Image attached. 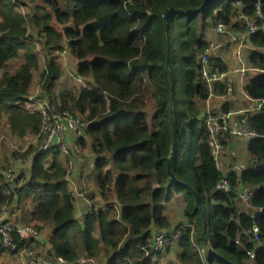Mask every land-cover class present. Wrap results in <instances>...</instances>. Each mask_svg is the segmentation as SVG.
I'll return each instance as SVG.
<instances>
[{
  "label": "trees",
  "instance_id": "trees-1",
  "mask_svg": "<svg viewBox=\"0 0 264 264\" xmlns=\"http://www.w3.org/2000/svg\"><path fill=\"white\" fill-rule=\"evenodd\" d=\"M203 1L0 0V69L5 68L0 76V116L7 114L9 129L20 135L36 133L39 128V114L26 106L39 55L32 36H27L29 25L49 50L67 52L75 61L74 75L84 82L61 93L57 101L50 92L62 69L54 57L48 58L41 75L46 96L86 122L78 143H89L95 155L94 182L104 202L102 208L86 211L82 222L75 218L73 193L54 151L37 152L22 185L23 176H16L15 198L4 196L5 178L0 173V206L14 199L29 201L31 207L23 212L21 223L49 229V248L39 255L61 256L67 264H82L83 257L96 258L98 264H156L152 260L156 253L150 247L152 228L168 227L163 202L174 191H183L188 223L178 226L182 230L178 241L183 249L181 259L203 264L192 251L190 228L198 225L197 238L202 241L201 214L194 195L169 179V156L174 176L197 192L205 209L206 237L210 234L212 249L209 263L245 264L247 252L253 251L254 264H264V104L258 112L241 116L255 136L247 144L253 161L242 170L238 183L250 188L249 203L256 211L239 212L234 192L213 190L222 174L195 103L196 98L208 96L197 75L195 54L206 46L205 31L217 23L230 24L237 5L244 15L253 17L259 7L258 29L248 38L254 47L248 51V61L264 70V0H209L200 11L185 12ZM169 8L184 11L167 18L168 73L162 15ZM53 22L62 27L61 32ZM18 55L22 62L10 73L8 61ZM213 67L226 69L218 58ZM244 90L249 97L264 100V73L249 78ZM215 91L224 94L223 84L215 85ZM149 102L154 108L150 122L144 111ZM219 142L223 144L221 138ZM48 153L53 156L46 165L43 160ZM227 177L236 185L234 173ZM254 223L259 229L256 243L248 232ZM15 243L18 248L26 245L17 238ZM4 252L15 255L0 245V253Z\"/></svg>",
  "mask_w": 264,
  "mask_h": 264
},
{
  "label": "crops",
  "instance_id": "crops-1",
  "mask_svg": "<svg viewBox=\"0 0 264 264\" xmlns=\"http://www.w3.org/2000/svg\"><path fill=\"white\" fill-rule=\"evenodd\" d=\"M58 30V29H57ZM59 31V30H58ZM238 26L234 27V32H238ZM60 32V31H59ZM217 36L213 33V27L208 28L205 31V40H214ZM65 46V45H64ZM232 47V44H231ZM254 49L249 40L247 41L246 49H245V59L246 65H250L247 60V50ZM264 51V49H263ZM63 52V53H62ZM42 54H45L46 60H43V65L40 64L39 59H37V66L32 70V81L28 88V95L26 96H38L43 97L46 96L43 92L41 86V75L45 71V66L49 57H54L56 64L60 66L62 69L61 77L55 81V83L51 87V92L53 98L55 97L58 101V96L64 91L72 88L78 87V85H83V80L80 78H76L73 83L68 79V73L66 70H70L68 67L70 63L65 64L66 60L71 61V65L75 68V61L70 59L67 56V52L63 49L62 51H55L53 54L50 53L49 49H45ZM59 55L62 56V60L59 59ZM42 56V55H38ZM214 59H220L225 66L226 78L223 82H218L221 86L227 82H230L234 87V91L232 93L224 94L215 91L212 95H209L203 99H195V103L197 105V109L199 115L201 117H205L207 113H226L231 112V116L229 117L228 123L230 125L235 124L236 122L241 121V114H235L236 110L243 109L245 113H256L258 112L256 109L258 101L246 95L244 91V86L247 78H251L256 75V71L249 70L247 72V76L244 78L241 77V74L238 72V69L241 67V64L237 62V60L233 56V47L230 46L228 48H224L223 50H219ZM39 58V57H38ZM213 59V60H214ZM15 60V62L13 61ZM22 62L21 55H18L16 58H12L8 61L9 67L7 68L10 73L16 69L20 63ZM42 65V66H41ZM11 66V67H10ZM68 68V69H67ZM5 71L4 69H0V76ZM38 78V80H37ZM48 100L57 104L56 100L51 99L46 96ZM59 106V104H57ZM26 106L35 111L34 103L26 102ZM244 113V114H245ZM1 121L3 120L4 129L0 130V173L2 168L5 165H10L15 173V176H23L21 178L19 184H23L25 178L30 176V168L32 159L29 156V152L24 154L29 148L32 149L33 146V138L35 133L26 132L23 135L18 134L16 131H11L7 124V114H3L0 116ZM11 138V139H10ZM65 138L68 141L72 140V136L70 134H66ZM223 144L219 142L218 153L214 155L216 166L222 175H228L230 173H234L236 176V182H239L240 174L242 170H244L247 166H249L253 161V156L249 153L247 149L248 141L236 138L230 134H225L220 137ZM220 140V139H219ZM11 147H13L11 149ZM20 148V150H19ZM18 150V152H15ZM56 153V152H55ZM57 158L60 161L62 167L64 168L63 161L59 154H57ZM17 156V157H16ZM52 154L48 153V156L43 160L46 165H48L52 161ZM94 153L90 148L89 143L85 146H81V150L79 152V156L76 158V172L74 174L75 178V189L76 193L73 192V186L68 184L69 189L73 192L74 197V216L77 220L82 222L84 215L86 213L85 205L82 201L80 193H84L88 195L93 205L100 209L103 207L104 202L100 198V191L98 187L95 185L94 175H93V166H94ZM17 158L22 159L21 162L17 161ZM242 184V183H240ZM245 185V184H244ZM237 208L239 212H249L256 211V208L249 205L246 206L240 202H236ZM31 205L29 201L20 202V200H13L11 203L3 204L0 206V217L7 218L9 220L20 221L22 218V214L28 208L30 209ZM186 195L183 191H174L170 198L163 202V215L169 221V225L167 228H163L165 230H171L175 227L183 224L187 225V217H186ZM205 210V209H204ZM21 222V221H20ZM40 226V233L37 236V240L34 245V250L38 253H44L49 248V229L42 224H38ZM192 230L191 234V242L193 246V253L196 254L199 258V250L202 248L201 241L196 239L195 232L199 231V227L197 228L196 224L190 225ZM162 229V228H161ZM158 227H153L152 232L153 235L159 231ZM153 237V236H152ZM210 234L206 237V241L204 244H209ZM183 249L179 246V242L169 243L161 252H158L154 255L152 260L156 262V264H187L185 261L181 259V253ZM209 252L206 253V256H209ZM209 258V257H208ZM201 259V258H200ZM97 259H87L83 257L80 261L82 264H98ZM99 263L101 260H98ZM245 264H254L253 258L249 257L247 259H243ZM22 259L16 255H10L6 252L0 253V264H21ZM213 264V263H212ZM237 264V263H230Z\"/></svg>",
  "mask_w": 264,
  "mask_h": 264
},
{
  "label": "built area",
  "instance_id": "built-area-1",
  "mask_svg": "<svg viewBox=\"0 0 264 264\" xmlns=\"http://www.w3.org/2000/svg\"><path fill=\"white\" fill-rule=\"evenodd\" d=\"M21 11L23 14L25 13L23 7L21 8ZM257 18H261L259 7H256V17H253L244 15L240 10V6L237 5L235 14L231 17L230 24L217 23L213 27V33L217 38L214 40H207L205 48L196 52L195 62L197 64V75L206 87L209 95H212L215 92V84L223 82L226 78L225 71H219L217 68L213 67L214 56L219 50L226 48V45H229L231 49L233 47V56L237 62L241 64L238 72L241 74L242 78L247 76L249 70L256 71V75L264 73V70L255 68L251 65L248 66L245 62V49L249 35L258 29ZM234 24L235 26H238V32H234L235 26L232 27ZM248 51L249 50H247V60ZM248 79L249 78H247L246 81ZM223 87L226 94L234 91V87L230 82L225 83ZM27 101L34 103L35 109L40 116L39 128L34 135L33 146L29 153L30 158L32 159L37 152L54 151L59 154L64 164L65 179L69 185L73 186V192L76 193L74 187V174L76 172L75 164L76 158L79 156L81 150L78 139L83 136L85 132L86 122L81 116L69 110L59 108L57 104L51 102L45 97L29 96L27 97ZM256 101H258L256 109L259 111L264 104V100L256 99ZM244 113L243 109L235 111V114L242 115ZM230 116L231 112H209L203 119L205 128L209 134V140L214 155L218 153L220 137L225 134H230L245 141H249L255 136L254 132L243 120L230 125L228 123ZM66 134L72 136L71 141H68L65 138ZM17 161L21 162L22 159L17 158ZM1 174L5 178L4 196L15 198L16 189L19 184L16 181L13 168L8 165L6 168L2 169ZM213 190L224 193L234 192L236 202H240L246 206L250 205V188L247 185L240 183H236V185L231 184L227 175H222L215 184ZM80 196L85 205L86 211L90 212L94 207L91 198L84 193H80ZM248 232L251 241L256 243L259 239L258 226L254 223ZM39 233L40 226L38 224H24L17 220L14 221L0 217V245L9 252L15 251V255L22 259L21 264H67L66 259L61 256L48 258L44 255L37 254L34 250V245ZM181 236L182 230L178 226L168 231L160 229L151 239V251L154 253L161 252L169 243L178 242ZM15 238L24 241L26 245L18 248L15 243ZM211 251L212 249L209 244L200 248L199 255L203 264H210L206 253ZM247 254L249 257L253 258V251H248Z\"/></svg>",
  "mask_w": 264,
  "mask_h": 264
},
{
  "label": "water",
  "instance_id": "water-1",
  "mask_svg": "<svg viewBox=\"0 0 264 264\" xmlns=\"http://www.w3.org/2000/svg\"><path fill=\"white\" fill-rule=\"evenodd\" d=\"M209 0H204L203 3L198 7V8H194V9H189V10H185V12H189V13H192V12H196V11H200L202 10L206 3L208 2ZM180 11H184L182 9H173V8H169V9H165L164 12H163V28H164V53H165V68H166V71L169 73V66H168V55H167V31H166V27H167V18L168 16L173 13V12H180ZM79 77V76H78ZM168 106H169V111H170V115H171V118H173V107H172V98H171V89H169V101H168ZM172 123H173V120H172ZM172 123H171V129H172ZM171 137H172V134H171ZM171 141H172V138H171ZM167 174L169 176V179L172 180L173 182L175 183H178L180 185H182L183 187H185L187 190H189L193 195H194V199H195V202L197 204V207L200 211V214H201V234H202V237H203V240L206 241V231H205V219H204V210H203V207H202V204H201V200L197 194V192L187 183L177 179L173 172L171 171L170 169V157L168 156L167 157ZM213 254H215V252H213Z\"/></svg>",
  "mask_w": 264,
  "mask_h": 264
},
{
  "label": "rangeland",
  "instance_id": "rangeland-1",
  "mask_svg": "<svg viewBox=\"0 0 264 264\" xmlns=\"http://www.w3.org/2000/svg\"><path fill=\"white\" fill-rule=\"evenodd\" d=\"M33 6H34V4H33ZM33 6H29V8H30V10H32V8H33ZM24 8V7H23ZM24 10H25V14H26V11H27V9L26 8H24ZM53 26L56 28V29H58L60 32H61V29H62V27L61 26H59L58 24H56L55 22H53ZM28 27H29V30L27 31V36L28 37H30V36H32V39L34 40V43H35V45H36V49H37V52L39 53V55H42V56H38L39 58V62H40V64H42L43 65V60H46L45 59V57H46V55L45 54H42L43 53V51L45 50V49H47V47L46 46H44L43 45V38L37 33V31L35 30V28H31L29 25H28ZM226 48H228L229 47V45H226L225 46ZM224 48H222L221 50H223ZM50 51V53H52L51 55H54L53 53L55 52V51H51V50H49ZM60 52V51H59ZM63 53V52H62ZM59 59L60 60H62V56L61 55H59ZM14 62H15V60H13ZM70 63V65H69V69L71 70V71H68V70H66V72L68 73V75H67V77H68V79L69 80H71L73 83L75 82V80H76V76L74 75V67L71 65V61H69V60H66V62H65V64H69ZM41 65V66H42ZM11 67V66H10ZM67 68V69H68ZM70 73V74H69ZM37 80H38V78H37ZM179 86V81L177 80L176 81V83H175V87L177 88ZM41 87V86H40ZM177 93H180L179 92V89H177ZM46 95V94H45ZM43 97H46V96H43ZM144 111H145V113H146V115H147V120L150 122L151 121V119H152V115H153V112H154V108H153V104H152V102H149V103H147V105H146V107L144 108ZM7 122V121H6ZM3 120L1 121V119H0V130L1 129H4V126H3ZM11 139V138H10ZM13 147H11V149H12ZM19 150H20V148H19ZM15 152H18V150H15ZM8 165H5L2 169H4V168H6ZM15 174V173H14ZM196 226H197V228H198V225L196 224ZM198 233H199V231L198 230H196V232H195V237H196V239H198L197 237H198ZM201 245H202V247H204L205 246V244H204V241H203V239H202V241H201Z\"/></svg>",
  "mask_w": 264,
  "mask_h": 264
}]
</instances>
